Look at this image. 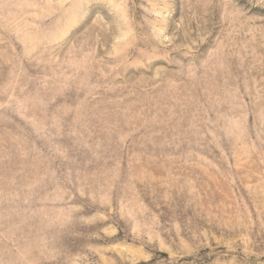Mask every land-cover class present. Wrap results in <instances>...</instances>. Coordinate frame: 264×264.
Wrapping results in <instances>:
<instances>
[{"label":"rangeland","instance_id":"rangeland-1","mask_svg":"<svg viewBox=\"0 0 264 264\" xmlns=\"http://www.w3.org/2000/svg\"><path fill=\"white\" fill-rule=\"evenodd\" d=\"M0 264H264V0H0Z\"/></svg>","mask_w":264,"mask_h":264}]
</instances>
